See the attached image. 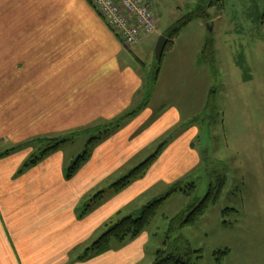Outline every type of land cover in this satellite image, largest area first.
I'll list each match as a JSON object with an SVG mask.
<instances>
[{"label":"crops","instance_id":"crops-1","mask_svg":"<svg viewBox=\"0 0 264 264\" xmlns=\"http://www.w3.org/2000/svg\"><path fill=\"white\" fill-rule=\"evenodd\" d=\"M150 40L125 47L88 0H0V142L14 145L6 151L42 135L61 140L126 119L71 179L68 143L24 172L19 185L9 166L29 153L0 159V264H153L155 224L135 240L112 242L107 252L80 260L116 220L164 196L203 164L194 143L201 127H188L199 117L194 99L165 101L162 65L152 89L155 69L143 52ZM188 70L182 87L195 82ZM162 146L144 177L121 192L115 182L106 185L138 153L152 147L151 158ZM99 193L102 201L84 214ZM14 197L19 202L11 204ZM11 205L17 206L12 221Z\"/></svg>","mask_w":264,"mask_h":264},{"label":"rangeland","instance_id":"rangeland-1","mask_svg":"<svg viewBox=\"0 0 264 264\" xmlns=\"http://www.w3.org/2000/svg\"><path fill=\"white\" fill-rule=\"evenodd\" d=\"M149 1L153 5L145 4L153 6L158 30L140 40L151 37L143 52L145 62H153L154 69L158 64L155 50L159 39L177 22L199 5L209 6L211 21L216 20L211 23L195 19L181 30L172 45L167 44L164 51L161 65L166 70L161 83L168 95L165 101L169 105L175 102L184 105L189 98L194 99V117H199L189 121L188 127L195 124L201 127L200 140L194 143L203 164L182 181L186 193L174 194L158 211L152 225L155 224L154 232L158 233L159 240L149 249L171 250L181 236L192 250L201 252L197 264H264V0ZM209 24L217 25V33L214 29L210 32ZM209 40L214 44L215 68L201 62ZM150 52L151 61L148 60ZM188 66L192 67L191 76L195 82L191 87H182L179 79L190 72ZM212 90H215V110L210 113L207 104ZM178 98L181 100L177 101ZM99 135L62 137L61 141L66 142L76 139L64 145L68 158L77 159L86 151L89 140ZM49 141L59 142L60 139L52 140L42 135L8 151L6 149L14 145L0 142V159L14 153H29L21 165L9 166L15 183L18 184L19 177L28 170H24L26 163L39 156ZM160 149L159 156L164 146ZM151 152L152 147L138 153L106 179V185L116 184L128 176L148 160ZM17 188L11 189L12 193H16ZM207 197L205 210L194 222L184 227L180 234L170 236L171 220ZM17 202L16 197L10 198L11 204ZM16 209L17 206L10 209V221L16 216L13 213ZM173 251L183 256L186 249L181 245Z\"/></svg>","mask_w":264,"mask_h":264},{"label":"trees","instance_id":"trees-1","mask_svg":"<svg viewBox=\"0 0 264 264\" xmlns=\"http://www.w3.org/2000/svg\"><path fill=\"white\" fill-rule=\"evenodd\" d=\"M209 6H198L196 10H194L191 14L186 16L177 22L174 26H172L165 33V37L168 38V44H173L175 39L179 37V34L183 28L189 25L195 19H201L203 22L211 21V16L209 14ZM201 62L203 64H208L212 68L216 67V59L214 54V44L213 41L209 40L204 47L201 56ZM161 62H158L157 67L155 68L153 79L151 81L152 87L156 84L159 73ZM215 90L211 91L207 110L212 113L215 110ZM126 119L120 120L116 125L111 124L95 129H88L82 133H77L75 135H86L89 133H100L98 137H94L89 140L86 145V151L80 155L75 161L67 169V178L71 179L81 168L82 166L91 158L92 149L100 142L107 140L111 135H113L117 129L120 127V123L124 122ZM104 130V133L102 131ZM75 139V138H74ZM74 139H68V141H73ZM67 141V142H68ZM47 148L41 151L39 156L33 157L30 162H27L24 170L30 169L33 166H36L39 162L48 157L51 153L56 152L60 149L62 145L67 143L66 141H49ZM161 149H159L154 156L149 158L144 163L137 166L128 176L123 178L121 181L113 185V189L115 192H121L125 188H127L133 181L144 177L148 169L155 163L157 160ZM8 154V153H7ZM182 182H178L174 184L169 192L164 196L155 199L145 206H143L136 214L131 216L121 217L116 220L105 233L89 248L85 250L84 255L80 258V260L85 261L94 256L103 254L110 249V245L112 242H119L120 244H124L130 242L132 240L137 239L141 236L146 229L153 223L155 220L158 211L164 205V203L174 194L177 193H186L184 187H182ZM104 193H99L92 197L88 203L85 204L84 214H86L93 206L99 204L103 199ZM208 197L203 202L196 201L195 204L187 207L182 213H180L176 218L171 220L170 228L168 234L173 236L174 234H180V231L192 224L194 219L201 214L206 208V202ZM173 249L176 250L177 247L181 245L185 246V254L182 256L173 251V249H159L155 254V259L153 264H197L201 257L200 251L192 250L190 244L183 240L181 236H179L175 243L173 244Z\"/></svg>","mask_w":264,"mask_h":264},{"label":"built area","instance_id":"built-area-1","mask_svg":"<svg viewBox=\"0 0 264 264\" xmlns=\"http://www.w3.org/2000/svg\"><path fill=\"white\" fill-rule=\"evenodd\" d=\"M121 43L134 47L143 36L158 30V18L153 7L142 0H88Z\"/></svg>","mask_w":264,"mask_h":264},{"label":"water","instance_id":"water-1","mask_svg":"<svg viewBox=\"0 0 264 264\" xmlns=\"http://www.w3.org/2000/svg\"><path fill=\"white\" fill-rule=\"evenodd\" d=\"M208 29L210 30V32L213 31L212 24L208 25ZM167 44H168V38H166L165 36H161L160 39H159V42L157 44L156 50H155L157 62H161L162 61V58H163V55H164V51L166 49Z\"/></svg>","mask_w":264,"mask_h":264}]
</instances>
